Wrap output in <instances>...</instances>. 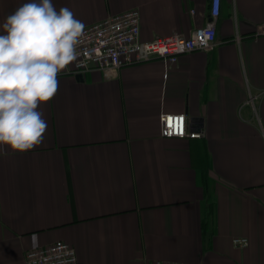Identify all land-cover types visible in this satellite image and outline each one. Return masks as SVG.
I'll return each instance as SVG.
<instances>
[{
  "label": "crops",
  "instance_id": "1",
  "mask_svg": "<svg viewBox=\"0 0 264 264\" xmlns=\"http://www.w3.org/2000/svg\"><path fill=\"white\" fill-rule=\"evenodd\" d=\"M210 1L52 3L83 25L137 8L150 39L189 36ZM27 2L0 0V24ZM215 29L211 49L174 63L58 74L43 142L0 150V264L58 239L75 264H264L263 0H220ZM162 112L199 135L162 137Z\"/></svg>",
  "mask_w": 264,
  "mask_h": 264
},
{
  "label": "clouds",
  "instance_id": "2",
  "mask_svg": "<svg viewBox=\"0 0 264 264\" xmlns=\"http://www.w3.org/2000/svg\"><path fill=\"white\" fill-rule=\"evenodd\" d=\"M84 25L52 0H29L0 24V150L39 146L47 122L39 111L58 92V74L77 59Z\"/></svg>",
  "mask_w": 264,
  "mask_h": 264
},
{
  "label": "built area",
  "instance_id": "3",
  "mask_svg": "<svg viewBox=\"0 0 264 264\" xmlns=\"http://www.w3.org/2000/svg\"><path fill=\"white\" fill-rule=\"evenodd\" d=\"M219 5L220 0L210 1L207 22L197 26L189 36L172 33L142 39L140 37V15L137 8L110 14L86 24L77 46V59L69 65L70 71L114 70L126 64L149 60L152 57L160 58L167 65L176 62L182 54L194 50H209L217 42L215 18L219 12ZM169 119H171V126ZM159 123L162 137L192 138L199 135L197 130H187L184 113L162 112L159 115ZM233 241L245 245L247 238L237 237ZM76 261L73 246L58 239L45 246L27 250L23 264H75ZM144 264L165 263L161 260H154Z\"/></svg>",
  "mask_w": 264,
  "mask_h": 264
},
{
  "label": "snow or ice",
  "instance_id": "4",
  "mask_svg": "<svg viewBox=\"0 0 264 264\" xmlns=\"http://www.w3.org/2000/svg\"><path fill=\"white\" fill-rule=\"evenodd\" d=\"M182 119V118H181ZM169 125L171 126V119H169Z\"/></svg>",
  "mask_w": 264,
  "mask_h": 264
},
{
  "label": "water",
  "instance_id": "5",
  "mask_svg": "<svg viewBox=\"0 0 264 264\" xmlns=\"http://www.w3.org/2000/svg\"><path fill=\"white\" fill-rule=\"evenodd\" d=\"M197 119H198V118H197ZM197 119H196V120H197ZM197 121H199V120H197Z\"/></svg>",
  "mask_w": 264,
  "mask_h": 264
}]
</instances>
